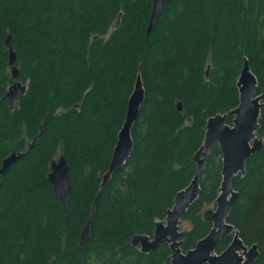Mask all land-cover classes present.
Here are the masks:
<instances>
[{
    "label": "trees",
    "instance_id": "16d2710c",
    "mask_svg": "<svg viewBox=\"0 0 264 264\" xmlns=\"http://www.w3.org/2000/svg\"><path fill=\"white\" fill-rule=\"evenodd\" d=\"M153 3L0 0V169L22 154L0 173V264H171L168 244L143 253L132 238L152 236L191 182L208 119L239 105L245 59L264 91V0H165L147 37ZM9 36L27 85L15 109L6 96L15 82ZM139 72L145 101L133 152L102 187ZM259 123L264 138V107ZM211 153L200 196L183 218L191 225L184 252L212 227L204 212L220 193L218 143ZM60 155L70 166L66 209L48 179ZM233 187L239 194L228 221L247 245L258 244L254 264H264V146ZM231 240L224 235L217 253Z\"/></svg>",
    "mask_w": 264,
    "mask_h": 264
},
{
    "label": "water",
    "instance_id": "95a60500",
    "mask_svg": "<svg viewBox=\"0 0 264 264\" xmlns=\"http://www.w3.org/2000/svg\"><path fill=\"white\" fill-rule=\"evenodd\" d=\"M165 0H154L147 37L156 27L162 15ZM9 50V65L15 82L9 87L6 94L11 106H18V96L25 94L27 85L20 79V70L16 66V51L11 37L6 40ZM237 86L239 89V105L228 113H219L207 121L205 139L200 149L194 155L197 169L194 177L187 187L180 190L174 199V204L164 219L157 218L154 234H137L132 238L134 246L139 247L143 253L157 250L161 245L168 244L171 249V264H254L260 251L258 244L247 245L240 236V231L228 221L233 204L238 197V191L233 187V179L239 174H246L247 159L262 150L264 138L257 134L260 123L261 110L264 107V91L258 94L259 83L251 69L250 62L245 59L239 75ZM145 101V87L141 72L138 73L134 90L129 98L128 109L124 124L119 131L118 140L113 150L108 171L104 174L102 187L108 184L112 174L120 170L133 152L134 141L132 129L136 123L142 105ZM178 108L183 106L178 103ZM233 116L232 124L228 117ZM214 143H218L223 154L222 182L220 193L215 201L214 208L204 212V219L212 224L209 233L201 238L196 246L187 252L182 250L183 242L180 240L183 231L181 224L183 218L201 193V176L211 157ZM22 154L13 152L5 158L0 169L5 174ZM70 166L64 155L52 162L49 181L53 185L56 195L62 200L66 209L67 201L72 195V185L69 178ZM93 215L86 223L82 234V243H86L91 233ZM226 234L233 235L232 242L221 253L217 247Z\"/></svg>",
    "mask_w": 264,
    "mask_h": 264
},
{
    "label": "rangeland",
    "instance_id": "374dc122",
    "mask_svg": "<svg viewBox=\"0 0 264 264\" xmlns=\"http://www.w3.org/2000/svg\"><path fill=\"white\" fill-rule=\"evenodd\" d=\"M215 206L212 204L208 208H214ZM191 227L190 223L188 221H183L181 224V230L185 231L186 229H189Z\"/></svg>",
    "mask_w": 264,
    "mask_h": 264
},
{
    "label": "flooded vegetation",
    "instance_id": "af4514ba",
    "mask_svg": "<svg viewBox=\"0 0 264 264\" xmlns=\"http://www.w3.org/2000/svg\"><path fill=\"white\" fill-rule=\"evenodd\" d=\"M230 235H231V234H230ZM232 239H233V235H232ZM180 240L183 242V240H182V236H181ZM231 242H232V240H231ZM231 242H230V243H231ZM230 243H229V244H230ZM229 244H228V245H229ZM227 247H228V246H227ZM227 247H226V248H227ZM224 250H225V249H224Z\"/></svg>",
    "mask_w": 264,
    "mask_h": 264
}]
</instances>
